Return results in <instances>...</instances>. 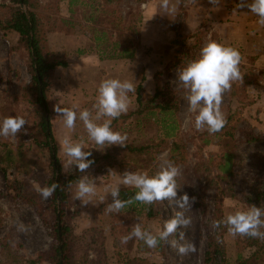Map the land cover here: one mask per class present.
Returning <instances> with one entry per match:
<instances>
[{
	"label": "rangeland",
	"instance_id": "obj_1",
	"mask_svg": "<svg viewBox=\"0 0 264 264\" xmlns=\"http://www.w3.org/2000/svg\"><path fill=\"white\" fill-rule=\"evenodd\" d=\"M33 1L40 7L35 9L42 14L43 28L39 39L45 57L50 62L65 61L67 65H56L48 71L44 89L43 80L42 85L39 82L40 90H44L47 107L44 108L37 98L30 52L19 34L6 28V21L11 17L10 7L16 3L0 0V121L8 116H22L27 121L24 126L27 134L22 131L16 139L0 137V264H54L57 247L61 245L54 193L44 199L38 191L51 186L54 178L53 145L65 177L72 174L77 175L78 180L87 177L95 185L111 174H123L124 169L132 171L129 166L134 168V162L149 170V176L155 175L161 167V154L166 153V159L180 170L176 178L181 186L177 197L186 193L191 202V208L185 211V216L191 219L188 227H179L166 240H161L160 251L149 247L139 251V243L144 241L133 238L122 244L121 237L128 235L137 222L151 233L160 232L179 209L168 200L151 205H129L125 212L115 217V238L111 237L108 243L109 226L96 222L85 229L79 226L80 217L91 213L93 208L97 209L98 205L93 196L85 197L86 201L90 199L87 204L76 199L78 180L73 181L68 188L63 218L72 234L68 241L67 264H125L137 255L147 260L138 264H240L244 261V264H264V240L233 236L224 225L213 227L214 221L223 220L236 211H247L252 205L264 209V89L258 87L264 80V58L249 54L247 49L235 44L225 43L214 30V25L209 23L202 24L189 38H179L170 47L173 50L145 48L139 57L141 69L148 70L147 74L151 76L149 85L145 83L146 72H139L142 75L139 93L145 105L139 104L136 91V102L131 100L127 111L128 114L142 109L143 113L129 117L122 114L112 120V130L127 135L125 147L99 148L88 138L82 121L77 119L74 130L67 129L55 107L76 106L79 110L88 109L95 116V102L87 87L91 75L83 68L86 53L93 46V50L101 52L94 39L101 31L106 32L108 39L106 42L101 40V47L110 43L105 53L115 51L111 39L118 35H122L125 44L135 46L139 22L143 18L142 8L130 0H96L97 7L82 9L80 13L82 20L93 14L92 23L83 24L91 33L92 44L75 49L68 40L75 25L70 24L71 17H65L62 0ZM209 41L233 47L241 55V79L234 81L230 91L223 94L221 111L227 122L214 134H209L206 129H195V114L188 111L187 93L178 79L179 72L199 57L201 48ZM157 89L159 96L150 100ZM158 103L171 105L170 114L161 112L155 106ZM144 106L145 109L151 108L155 115L143 109ZM45 115L52 125L54 143L51 145L41 126ZM104 119L107 118L96 122L103 123ZM172 125L177 129L173 136H168ZM251 135H258L261 140L251 141ZM65 136L74 142L83 138V150L91 152L88 159L93 163L85 173L68 163L69 158L62 148ZM131 147L139 150H131ZM225 154L232 155L229 160L232 176L220 170V164L228 162ZM123 190L127 197L131 196L129 190L138 191L134 187ZM149 206L159 220L153 231L147 224L143 225L140 217L142 213H148ZM181 233L183 240L180 239ZM172 241L190 242L195 251L181 255ZM212 244L219 245L223 252L215 253L214 262L207 261L206 256ZM240 254L241 260L238 258Z\"/></svg>",
	"mask_w": 264,
	"mask_h": 264
},
{
	"label": "clouds",
	"instance_id": "obj_2",
	"mask_svg": "<svg viewBox=\"0 0 264 264\" xmlns=\"http://www.w3.org/2000/svg\"><path fill=\"white\" fill-rule=\"evenodd\" d=\"M209 4L219 6L221 0H208ZM163 6L168 8V0H163ZM238 8L247 9L258 17L257 23L264 26V0H239ZM241 61L240 52L230 46H224L216 41L207 42L200 50L199 57L190 61L180 72L178 79L185 89L188 102V111L195 114L194 127L196 130H207L209 134L219 132L226 124V117L221 111L223 94L230 91L232 83L241 79L239 64ZM137 91L136 86L130 80L106 79L101 81L98 87L96 102L93 105L95 116L88 109L79 110L78 107L71 108L55 107V111L60 114L64 126L69 130H74L76 121L79 119L88 134V138L99 148L117 145L126 146L127 135L118 131H113L112 120L126 114L130 105V93ZM102 118L103 123H97ZM27 121L22 116H8L0 121V137L18 138L22 131L27 134L25 125ZM62 148L69 158L68 163L75 165L81 173L91 166L92 160L90 151H84V141L81 138L78 142L65 136L62 141ZM167 154H161L160 170L152 176L147 172L125 171L122 174V183L131 186L138 191L128 200L120 198V187L111 189L112 202L107 205L109 213H119L133 201L151 205L157 201L168 200L179 209L173 218L166 221L163 230L159 235H153L150 231L143 229L142 224L137 222L133 225L132 231L121 237V243L127 244L129 240L137 238L144 241L149 248H155L161 240H166L169 235L176 232L179 227H188L191 219L185 216V211L191 208L189 196L177 197V190L181 187L177 184V177L180 170L171 161L166 159ZM57 183L38 189L41 196L47 199L53 195ZM96 194L94 181L87 177H82L77 182L76 199H80L84 204L90 202L85 197L91 198ZM264 209L252 205L247 211H236L229 214L220 221H214L213 227L220 225L227 227L233 236H248L264 240ZM183 240V234H180ZM181 255L195 251V246L190 242L178 243L172 241Z\"/></svg>",
	"mask_w": 264,
	"mask_h": 264
},
{
	"label": "crops",
	"instance_id": "obj_3",
	"mask_svg": "<svg viewBox=\"0 0 264 264\" xmlns=\"http://www.w3.org/2000/svg\"><path fill=\"white\" fill-rule=\"evenodd\" d=\"M130 1L133 5L142 8L143 18L142 22H139L138 34L140 46L136 49L133 57L117 60L102 58L99 54L101 52L93 50L95 49L94 46L90 47V50L86 53L85 67L83 68H85L84 72L91 75L90 80L87 82V87L88 92L91 93L90 98L94 100L93 103L96 102L97 90L103 80H130L136 87L139 86L142 78L140 73L144 70L141 69L139 57L145 48L150 46L154 49L157 47L170 48L172 44L178 42L179 38L184 39L192 36L204 23L214 25V30L220 34L225 43L235 44L238 47L247 49L249 54L260 55L264 58V26H260L257 23L258 17L255 14L249 12L246 8H238L239 0H221L218 7L209 4L208 0H168L167 9L163 6V0ZM61 6L65 10V17H71L70 24L75 25L68 36V40L72 41L75 49L91 45V33H89L90 31L87 28L83 27V24L92 23L93 14L87 15L85 20L84 18L82 20L80 13L82 9L97 7L96 0H74L73 2L72 0H62ZM76 8H79V11ZM169 50L173 49L170 48ZM147 71H143L146 72L144 75L146 76L145 83L148 82L150 85L151 76L147 74ZM260 82L261 84L258 87L264 89V80ZM145 87H147V84H145ZM129 96L131 103L135 100L134 93H130ZM132 164L136 168L134 170L133 167L129 166L132 172L148 173L149 171L142 168L138 162ZM128 170L124 169V172ZM121 177L122 173L115 176L111 174L103 182L96 185L97 194L93 198L98 208H93L91 213L83 214L78 221L82 229L94 226L96 223H103L105 226H109L110 231L107 233L108 243L111 237L112 239L115 238L116 233L113 230V222L115 217L120 214V212L109 213L106 210L107 205L112 202L110 191L117 186L120 187V191L124 188H132L131 186L123 185ZM139 204L136 205L138 206ZM140 217L143 219V225L147 224L152 231L159 225V220L156 216L142 213ZM159 233L152 232L153 235H159ZM142 243L144 242L139 243V251H142Z\"/></svg>",
	"mask_w": 264,
	"mask_h": 264
},
{
	"label": "trees",
	"instance_id": "obj_4",
	"mask_svg": "<svg viewBox=\"0 0 264 264\" xmlns=\"http://www.w3.org/2000/svg\"><path fill=\"white\" fill-rule=\"evenodd\" d=\"M14 3H16V6L10 7L11 8V17L9 19H7L6 21V28H9L12 31H16L22 42H24V44L26 45V47L28 48L29 52H30V57H31V61H32V68H33V72H34V79H35V83L37 85L38 88V101L40 103V105H44L45 107V98H44V90H40V79L43 80V89L45 88L46 85V75L48 73L49 70L53 69L56 65H62V66H66L67 63L64 62H59V63H55V62H50L47 60V58L45 57L43 50H42V45L39 39V34L43 28V24L41 23V18L40 16H42V14L40 15L38 9L39 6H37V4L33 1V0H12ZM74 0H72L73 2ZM101 4H104V2H101ZM100 5V4H99ZM26 6V9H25ZM40 8V7H39ZM72 12H73V8H72ZM107 34L105 31H101L100 35H96L95 36V41L98 43V49L102 52L101 57L102 58H106V59H113V58H130L133 57L136 49L140 46L139 41L136 42V45L133 46V44H125L121 39H122V35H118V37L116 39H111L112 40V44L113 47L115 48V51H110L108 53L106 52V49L110 43L105 47H101V40L104 39V41L106 42L108 39L106 38ZM111 44V45H112ZM142 87V84L140 83L139 86L137 87V91H138V101L140 105H145L144 102L141 99V95H140V89ZM159 90L157 89L155 94L150 98V100L154 101L156 100V98L159 96ZM155 106H157L158 108H160V111L163 112L164 114H170V112L172 111V107L169 104H156ZM143 109H145V106L143 107ZM148 110L150 112H152V109H145ZM139 114V113H143L142 109H137V111H131L130 113H126L127 117L129 116H133L135 114ZM151 115H155V112H152ZM42 129L45 132L46 138L48 139V142L50 143H54V136L51 130V121L49 120V118L45 115L42 119ZM177 129V127L175 125L171 126V132L168 133V136H173L174 135V131ZM249 139L251 141H259L261 140V137H259L258 135H251L249 137ZM176 145L178 143H175ZM53 145V144H52ZM131 150H139V148H135V147H131ZM55 150L56 147L53 145L52 146V153L54 155V165H55V173H54V178L51 182V185L53 183H57L58 187L56 188L55 192H54V202L56 205L55 208V212L58 214L57 218H58V222L57 225L59 223V227H57V232L61 233V245H59L57 247L56 250V258H54V264H61V262L63 264H67L68 262V254H69V238L72 236L71 234V228L69 227V225L67 223H65V221L63 222V218L65 215L64 212V206L66 204L67 201V192H68V188L70 186V184L73 181H77L78 180V176L75 174L70 175L69 177H65L62 174L61 171V167L59 164V161L56 158L55 155ZM147 150V149H146ZM225 157L228 158V162L224 163V164H220V170L222 172H226L228 175H233V170L231 169V163L229 162V160L232 158V155L230 154H225ZM129 192H131V196L127 197V195H123V193H125V191H120V198L123 200H128L129 198H131L135 191L134 190H129ZM136 203H140V202H136L133 201L131 204L129 205H135ZM127 205V206H129ZM127 206L122 209L120 211V214L126 211ZM155 212L153 211V209H151V207L149 206L148 209V215L149 216H155L156 214H154ZM91 231V230H90ZM93 235V233H92ZM162 245V243H161ZM160 244L158 245L157 248H154V251H160L161 246ZM148 247L145 243H142V251L147 250ZM215 253H223L222 249H220L219 245H211L210 249H208V251L206 252V256H207V261H212L214 262L215 260ZM239 260H241V254L238 256ZM138 259V262L135 261ZM147 262V260L145 258H140V257H135L134 259L130 260V262H127V264H138V263H144ZM244 262L240 263V264H244Z\"/></svg>",
	"mask_w": 264,
	"mask_h": 264
},
{
	"label": "water",
	"instance_id": "obj_5",
	"mask_svg": "<svg viewBox=\"0 0 264 264\" xmlns=\"http://www.w3.org/2000/svg\"><path fill=\"white\" fill-rule=\"evenodd\" d=\"M40 84L42 85V80L40 79ZM59 237H60V240H61V233L59 232ZM61 264H63L62 262H61Z\"/></svg>",
	"mask_w": 264,
	"mask_h": 264
},
{
	"label": "built area",
	"instance_id": "obj_6",
	"mask_svg": "<svg viewBox=\"0 0 264 264\" xmlns=\"http://www.w3.org/2000/svg\"><path fill=\"white\" fill-rule=\"evenodd\" d=\"M105 174V173H104Z\"/></svg>",
	"mask_w": 264,
	"mask_h": 264
}]
</instances>
